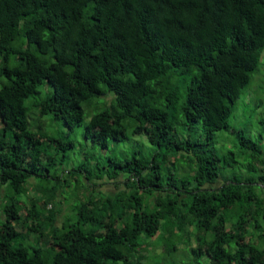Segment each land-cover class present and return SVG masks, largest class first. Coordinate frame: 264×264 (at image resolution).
Wrapping results in <instances>:
<instances>
[{
	"label": "trees",
	"instance_id": "obj_1",
	"mask_svg": "<svg viewBox=\"0 0 264 264\" xmlns=\"http://www.w3.org/2000/svg\"><path fill=\"white\" fill-rule=\"evenodd\" d=\"M263 62L264 0H0V264H145L143 237L188 226L197 259L264 264V129L230 122ZM46 114L155 151L75 166L92 190L62 221L41 184L74 141Z\"/></svg>",
	"mask_w": 264,
	"mask_h": 264
},
{
	"label": "rangeland",
	"instance_id": "obj_2",
	"mask_svg": "<svg viewBox=\"0 0 264 264\" xmlns=\"http://www.w3.org/2000/svg\"><path fill=\"white\" fill-rule=\"evenodd\" d=\"M261 71L263 74L258 73L254 75L246 90V101L240 103L236 114L232 116L230 121L235 126L242 125L245 127V123H247L255 133L264 129V66ZM110 96L113 98V94ZM104 101V96H100L93 100L94 106L98 104L100 107ZM260 102H262L263 105L256 110L255 108ZM88 104L89 103L85 102V122H87L90 117ZM43 119L44 129L49 134L56 136H65L66 134L65 138H70L74 141V147L66 151L68 157L64 165L60 166L59 164L58 167H53L51 169V172L57 173L59 177L52 178L53 182L50 184L48 183L49 179L44 180L45 184H41L44 188H51L50 191L54 190L52 186L55 184L57 185L55 189L58 190V192L63 191L61 198L64 203H61L59 206H62V210H64V213L61 214L62 221L65 220L64 218L72 217L71 214L68 216L69 213L73 212L75 206L82 205L87 200L92 190L90 186L86 184L83 172L72 171L75 166L84 163L87 167H91L95 165L98 159L103 160L105 157H108V155L124 158L135 151H140L142 154L150 157L153 151H155V146L150 143L149 136L145 131L133 133L132 130L129 129L128 138L124 140H112L110 147L102 148L99 145L93 144V142L85 136V122L77 125L74 131H70L66 122L62 119L54 118L50 114L44 115ZM127 122L128 120H125V123ZM225 136H229V134L218 132L219 139L223 138L224 140ZM222 141L219 147L221 149H227V142L225 140ZM228 141H230V139ZM184 171L183 173H187L186 169H184ZM33 188H36V186H33ZM99 188L106 192L115 191L112 183H101ZM93 193L95 194L97 192ZM37 197L38 200L36 204L38 206H40L43 199L47 198V196L44 195L43 197L40 195ZM59 197L60 193L56 191L53 202L57 206L59 205ZM32 203V201H29V204ZM65 213L67 214L65 215ZM175 231L176 229L160 230L155 236H149L148 238L147 236L143 237V240H140L142 245L136 246L137 251H135V254H138V257H141L145 264H210L207 256L201 259H197L195 256L194 247L197 246V235L199 233L195 226H188L184 230H178L177 233H175ZM204 235L210 238L211 232L205 233L202 231L201 236ZM34 239L38 240L37 238ZM173 246L177 248L173 249Z\"/></svg>",
	"mask_w": 264,
	"mask_h": 264
}]
</instances>
